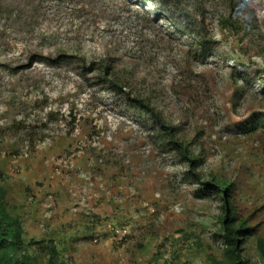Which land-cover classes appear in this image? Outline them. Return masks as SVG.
<instances>
[{
	"label": "rangeland",
	"instance_id": "obj_1",
	"mask_svg": "<svg viewBox=\"0 0 264 264\" xmlns=\"http://www.w3.org/2000/svg\"><path fill=\"white\" fill-rule=\"evenodd\" d=\"M192 1L50 0L37 32L0 36V188L42 264H229L221 199L202 195L149 117L97 82L107 54L178 126L197 170L230 183L235 222L255 227L244 256L264 264V0H203L215 41L205 53L177 29L176 4ZM52 32L87 69L35 60Z\"/></svg>",
	"mask_w": 264,
	"mask_h": 264
},
{
	"label": "trees",
	"instance_id": "obj_2",
	"mask_svg": "<svg viewBox=\"0 0 264 264\" xmlns=\"http://www.w3.org/2000/svg\"><path fill=\"white\" fill-rule=\"evenodd\" d=\"M50 0H0V36L4 35L10 25L19 27L23 32H37V24L40 15ZM235 0H228L229 8H233ZM203 0H193L191 8L189 4H176L179 16L183 19L177 24L178 30H186L197 40L201 46L202 53H205L215 42L212 35L205 30L202 17ZM193 9V10H192ZM232 30L237 29L235 23L226 17L223 20ZM46 34L42 37L41 46L49 47L46 51L42 48L33 53L35 60L44 59L48 64H58L61 61L72 57L77 58L83 69H87L86 54H73L70 48L62 44H53L59 35ZM5 36V35H4ZM53 45L54 48H50ZM33 56V55H32ZM30 56V58H33ZM115 56L107 54L96 60L99 63L100 72L97 74V82L106 84L108 89L117 95L122 96L131 105L139 108L144 117L150 118L151 130L166 144L176 149L182 161L188 165L187 174L194 177L199 183L198 190L202 195H217L221 199L220 227L218 235L225 244V255L229 264H249L248 258L244 256L245 245L253 233L254 225H248L247 219L235 222V214L229 207V185L223 177L213 173L204 176L197 170L201 165V158L194 152L188 142H184L178 136V126L167 121L160 110L153 104L150 98L131 87V75L126 69H120L115 64ZM4 197L0 188V264H42L38 253L31 250V242L24 239V231L20 218L14 214ZM37 249L43 250L42 241L37 243ZM256 246L259 254L264 259V240L257 238ZM51 261V259L49 260Z\"/></svg>",
	"mask_w": 264,
	"mask_h": 264
}]
</instances>
